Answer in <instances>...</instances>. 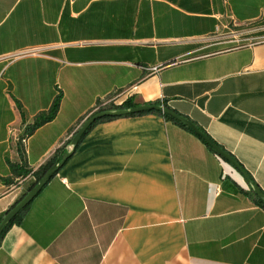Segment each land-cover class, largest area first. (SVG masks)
Wrapping results in <instances>:
<instances>
[{"label": "crops", "instance_id": "1", "mask_svg": "<svg viewBox=\"0 0 264 264\" xmlns=\"http://www.w3.org/2000/svg\"><path fill=\"white\" fill-rule=\"evenodd\" d=\"M108 98L187 117L264 193V0H0V220ZM257 198L177 120L105 119L15 216L0 264H264Z\"/></svg>", "mask_w": 264, "mask_h": 264}, {"label": "water", "instance_id": "2", "mask_svg": "<svg viewBox=\"0 0 264 264\" xmlns=\"http://www.w3.org/2000/svg\"><path fill=\"white\" fill-rule=\"evenodd\" d=\"M155 111L162 114L169 115L171 118L181 122L188 128H190L194 133H196L206 144H208L217 154L222 156L228 162H230L251 184L253 192L256 196L264 202V193L261 189L255 185L248 173L241 167V165L234 159L229 152L220 147L215 141H213L207 134H205L195 123H193L187 117L177 113L173 109L157 103L148 104H138L130 107L116 108V109H100L93 111L87 118L80 124V126L75 130L70 139V149L65 153V155L55 162H53L41 175L39 180L24 194V196L16 202L1 218L0 220V234L3 231L6 224L12 220L41 190V188L47 183V181L58 171V169L63 165V163L73 154L76 146L78 145L81 137L89 126L98 119L105 117H118L131 114H138L142 112Z\"/></svg>", "mask_w": 264, "mask_h": 264}, {"label": "trees", "instance_id": "3", "mask_svg": "<svg viewBox=\"0 0 264 264\" xmlns=\"http://www.w3.org/2000/svg\"><path fill=\"white\" fill-rule=\"evenodd\" d=\"M60 99H61V94H57L53 100V103L50 107V110H49V113L46 115V116H43V117H40L37 121L34 122V124L31 126V128H35L36 126H39L40 124H42L43 122L47 121V120H50L51 118H53L55 116V114L57 113V110L59 108V102H60ZM135 105L132 100L130 98H127L123 103H121L120 105H110V106H107V107H104L102 109H106V108H109V109H116V108H123V107H130V106H133ZM148 112H153V111H148ZM148 112H142V113H138V114H143V113H148ZM159 113V112H157ZM160 115H162L163 117H165L166 119H172L169 115H166V114H162V113H159ZM131 115H137V114H131ZM131 115H125V116H131ZM109 118H113V117H105V118H101V119H98L96 120L95 122H93L89 128L85 131V133L83 134V136L81 137L80 141L82 140V138L88 133V131L91 129V127L99 122V121H102V120H105V119H109ZM176 121V120H175ZM178 123L182 124L181 122L177 121ZM184 125V124H182ZM185 126V125H184ZM69 141L70 139L66 142V145L69 144ZM79 141V143H80ZM78 143V144H79ZM78 146V145H77ZM66 153V149H61L57 154H55L42 168H41V171L40 173L38 174L36 180L34 181V183L30 186V188L39 180V178L41 177V175L45 172V170L55 161L57 160H60L64 154ZM216 153V152H215ZM219 155V154H218ZM220 156V155H219ZM222 157V156H220ZM223 158V157H222ZM29 188V189H30ZM257 200L264 206V202L261 201L259 198H257ZM15 218V217H14ZM13 218V219H14ZM12 220H10L6 226L4 227L3 231L1 232L0 234V238L2 236V234L5 232V230L8 228V226L12 223Z\"/></svg>", "mask_w": 264, "mask_h": 264}, {"label": "built area", "instance_id": "4", "mask_svg": "<svg viewBox=\"0 0 264 264\" xmlns=\"http://www.w3.org/2000/svg\"><path fill=\"white\" fill-rule=\"evenodd\" d=\"M127 98H124L120 101H117L115 98H108L106 100H103L102 102L99 103V106H97L96 110H100L104 107L110 106V105H120L121 103H123ZM12 132V131H11ZM26 140V136H22L20 138L21 142H25Z\"/></svg>", "mask_w": 264, "mask_h": 264}]
</instances>
